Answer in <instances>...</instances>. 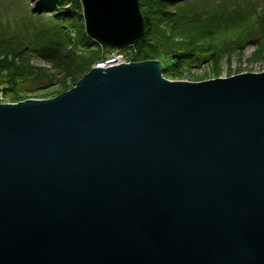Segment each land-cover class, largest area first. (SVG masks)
Listing matches in <instances>:
<instances>
[{
	"label": "water",
	"instance_id": "water-1",
	"mask_svg": "<svg viewBox=\"0 0 264 264\" xmlns=\"http://www.w3.org/2000/svg\"><path fill=\"white\" fill-rule=\"evenodd\" d=\"M121 49L138 0H81ZM159 60L93 64L0 103V264H264V71L200 81Z\"/></svg>",
	"mask_w": 264,
	"mask_h": 264
},
{
	"label": "trees",
	"instance_id": "trees-1",
	"mask_svg": "<svg viewBox=\"0 0 264 264\" xmlns=\"http://www.w3.org/2000/svg\"><path fill=\"white\" fill-rule=\"evenodd\" d=\"M145 2L148 9L142 12L144 32L134 43L135 49L130 52L129 59L144 61L162 57L163 74L169 79H182L184 66L195 62L210 63L217 71L223 56L234 55L244 44L254 43L257 46L255 53L264 54V0H221L213 4L212 0ZM59 4L63 2L42 0L32 14L38 24H31V18L19 33L9 35L5 27L0 26V90L5 96L19 100L21 84L54 78L43 68L29 64L34 56L58 66L61 74L67 71L62 78L64 86L68 79L74 81L81 76L83 68H89L103 58L104 48L86 34L83 25L73 32L65 22L70 17L81 16L76 10L78 5L68 9L57 6ZM189 24L208 25L205 40L197 38L202 33L191 36L193 32L186 30L194 37L189 42L186 35L178 32L181 25ZM64 86L65 90L67 87ZM56 91L42 94L49 96Z\"/></svg>",
	"mask_w": 264,
	"mask_h": 264
},
{
	"label": "rangeland",
	"instance_id": "rangeland-1",
	"mask_svg": "<svg viewBox=\"0 0 264 264\" xmlns=\"http://www.w3.org/2000/svg\"><path fill=\"white\" fill-rule=\"evenodd\" d=\"M42 0H28L29 4L27 7V1L26 0H0V26L5 27V30H7L10 34L19 33V31L24 30V23L26 21H30L32 18L31 24H38V21L36 20V17L33 16L36 11V7L39 5V3ZM63 2V4H59L57 6L66 7L68 9H73L75 5H78L76 10L80 12L81 16H73L65 20V22L70 26V30L73 32H76L75 30L80 27V25H83L84 28V18H83V10H82V4L81 0H60ZM142 1V2H141ZM221 0H212V3H218ZM79 2V3H78ZM168 2V1H167ZM139 10L142 14L143 11H146L148 8L146 6L145 0H138ZM57 7H55L56 9ZM42 26V24H41ZM77 26V27H76ZM79 26V27H78ZM209 26L206 24L200 25H193L189 24L188 26L181 25L178 29V32L183 33L186 35V39L189 42H192L191 36H194L195 34L202 33L201 37H197L199 39H204L205 35L204 32ZM80 29V28H79ZM78 29V30H79ZM31 30V28H30ZM186 30H189L190 32H193L191 36H189L188 32ZM78 32V31H77ZM179 33V34H180ZM200 36V35H199ZM205 40V39H204ZM207 41V39H206ZM104 54L102 55V59H98L95 63L101 62L104 60H113L112 57L116 56L118 57L121 55L123 59H126L128 61L130 60V52L134 51V43L124 46L121 49H115L111 47H104ZM255 50H257V46L254 43H248L244 44V47L234 53V55H225L223 56L222 62L220 63L219 67H217V71L211 68L210 63H200L195 62L192 64H186L183 68V80L188 81H200L205 79H210L214 77H228L230 75L240 74L243 72H261L264 71V54L255 53ZM160 57L158 60L160 62H164V59H161ZM117 59V58H116ZM116 61V60H115ZM114 61V62H115ZM118 62H124V61H118ZM116 62V63H118ZM29 64L33 65L36 68H43L50 76H54V78H41L37 79L35 81H29L21 84L19 86L20 95L19 100L21 99H44V98H50L54 97L58 93L68 90L70 87L74 86V84L85 74L87 73L93 64L91 66L83 68L81 76H78L76 80L72 81V79H68V83H66V89H63V82L62 78H64L67 74L66 72L58 71L59 67L56 65H53L50 62L45 61L43 58H39L37 56L32 57L30 59ZM65 65V63H63ZM164 66V64H163ZM71 71L70 69H68ZM68 71V72H69ZM162 76H164L162 72ZM167 78V77H166ZM169 79V78H168ZM172 80V79H171ZM177 80V79H176ZM64 86V87H65ZM53 89H57L56 94L53 95H43L42 93H45L46 91H50ZM42 94V95H40ZM18 98L16 97H10L5 96L2 90H0V103L1 102H17Z\"/></svg>",
	"mask_w": 264,
	"mask_h": 264
},
{
	"label": "built area",
	"instance_id": "built-area-1",
	"mask_svg": "<svg viewBox=\"0 0 264 264\" xmlns=\"http://www.w3.org/2000/svg\"><path fill=\"white\" fill-rule=\"evenodd\" d=\"M116 58L119 59V61H120V60H121V61H128V60H126V59H123V58L121 57V55H119L118 57L113 56V57H112L113 60L109 59V61H115Z\"/></svg>",
	"mask_w": 264,
	"mask_h": 264
},
{
	"label": "bare ground",
	"instance_id": "bare-ground-1",
	"mask_svg": "<svg viewBox=\"0 0 264 264\" xmlns=\"http://www.w3.org/2000/svg\"><path fill=\"white\" fill-rule=\"evenodd\" d=\"M119 61V59H116V61L115 62H118Z\"/></svg>",
	"mask_w": 264,
	"mask_h": 264
}]
</instances>
